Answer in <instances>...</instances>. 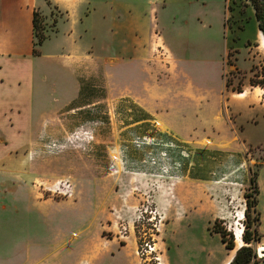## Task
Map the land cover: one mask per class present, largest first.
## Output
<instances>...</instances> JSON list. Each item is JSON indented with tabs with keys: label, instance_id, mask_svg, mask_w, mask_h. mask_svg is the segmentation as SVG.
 Segmentation results:
<instances>
[{
	"label": "rangeland",
	"instance_id": "rangeland-1",
	"mask_svg": "<svg viewBox=\"0 0 264 264\" xmlns=\"http://www.w3.org/2000/svg\"><path fill=\"white\" fill-rule=\"evenodd\" d=\"M210 2L207 17L201 20L210 21L211 27L198 34L183 32L185 62L178 61L176 50L174 60L164 47L159 48L160 39L154 36L152 61L153 70L159 72L157 81L141 62L122 71L118 67L111 70L117 80L126 74L128 80L135 77L142 84L156 82L157 104L171 130L151 120L137 121L145 114L128 100L109 99L54 116L28 151L27 184L37 200L94 208L90 221L95 230L104 226L99 233L105 238L133 242L135 249L154 237L156 251L142 256L136 252L138 264H168L166 257L171 264H218L229 251L219 234L209 233L208 228L215 218L220 219L233 234L237 250L235 228L246 227V193L257 201L258 221L251 228L256 227L259 240L244 245L256 251L258 264L264 263L257 249L264 247V110L234 116L233 103L218 96L221 70L230 86L247 91L240 96L235 90L234 100L251 97L264 106V48L260 45L253 53L255 58L232 42V38L237 41L253 33L248 25L237 39L232 35V27L240 28L250 15L246 0ZM182 20L176 18L174 24ZM162 25L160 18L157 30ZM170 33L167 27L162 31L165 40L172 42ZM203 36H207V50L202 47ZM175 61L177 68L172 73ZM245 82L249 84L243 89ZM100 83L96 81L97 99L105 95ZM58 180L69 182L71 196L57 193ZM191 206L187 216L177 220ZM35 214L31 210L32 218ZM248 214L251 222L256 214L253 207ZM72 219L68 210L58 213L62 228L69 229ZM192 248L199 259L189 258ZM157 254L159 263L151 257Z\"/></svg>",
	"mask_w": 264,
	"mask_h": 264
},
{
	"label": "crops",
	"instance_id": "crops-1",
	"mask_svg": "<svg viewBox=\"0 0 264 264\" xmlns=\"http://www.w3.org/2000/svg\"><path fill=\"white\" fill-rule=\"evenodd\" d=\"M209 6L210 0H0V264H138L133 242L122 243L116 236L105 238L99 233L104 226L95 230L90 221L94 208L64 206L58 201L46 204L35 198L27 184L31 167L28 151L34 137L54 116L109 99L128 100L145 114L137 121L151 120L161 129L171 130L157 104L156 82L142 84L134 81L135 77L128 80L126 74L117 80L111 70L118 67L122 71L141 62L157 81L153 37L160 39L161 47L174 60L176 50L178 61L185 62L183 32L198 34L211 27L210 21L201 20L207 17ZM247 7L250 15L240 28L232 27V35L237 39L248 25L253 33L237 41L232 38V42L256 58L253 53L260 49L263 34L252 5ZM34 12L46 35L37 55L31 52ZM160 18L161 31L157 30ZM176 18H183L181 24H174ZM165 27L172 42L162 34ZM201 41L207 50V36ZM176 68L175 61L172 73ZM219 74L218 96L233 103L234 116L264 110L263 104L251 97L234 100L235 90L226 85L221 70ZM96 81L105 93L102 99L95 97ZM192 207H186L177 220H183ZM33 209L38 213L35 218ZM62 210L73 215L71 230L59 224ZM226 250L229 254L226 252L218 264H227L226 259L231 256V260L236 252L234 248ZM195 251L192 248L189 258L199 259ZM165 260L171 264L170 258Z\"/></svg>",
	"mask_w": 264,
	"mask_h": 264
},
{
	"label": "trees",
	"instance_id": "trees-1",
	"mask_svg": "<svg viewBox=\"0 0 264 264\" xmlns=\"http://www.w3.org/2000/svg\"><path fill=\"white\" fill-rule=\"evenodd\" d=\"M250 5H252L254 9V16L257 20L258 28L261 31V33L264 36V0H246ZM246 2V3H247ZM244 3V5H247ZM32 31H33V37L34 40L32 42V54L37 55L39 53L38 46L42 43V41L46 38V35L43 32V26L41 18H39V15L37 12L33 13L32 17ZM263 82V81H261ZM226 85H229L228 82H226ZM234 90H237L238 92H241V86L238 88H233ZM158 133H163L158 132ZM164 136V133L163 135ZM251 182L253 185V191L254 195L257 192V187L255 184L254 177L251 178ZM246 198V205L247 208L244 211L246 215V227L242 232V240L249 244L252 240H259V235L257 233L256 227H252V224H256L258 221V212L255 209L256 208V198L252 197V194H244ZM250 197H252L250 199ZM254 209L256 214L251 218V222L249 221L250 215L248 214V210L250 208ZM222 221L218 218H215L211 224V226L208 228L209 233H218L220 236L221 242L224 244L225 249L231 250L234 248V239L233 234L231 232H227V230L222 226ZM264 259V252L261 257ZM260 262V259L257 257L256 251L250 246V245H243L240 248H238L232 257V259L227 264H258Z\"/></svg>",
	"mask_w": 264,
	"mask_h": 264
},
{
	"label": "built area",
	"instance_id": "built-area-1",
	"mask_svg": "<svg viewBox=\"0 0 264 264\" xmlns=\"http://www.w3.org/2000/svg\"><path fill=\"white\" fill-rule=\"evenodd\" d=\"M159 48L162 49V47H159ZM144 138H146V137L145 136L141 137V139H143V140H144ZM151 138H153V137H151ZM167 146H168V143L167 142L164 143V147H167ZM163 151H164V154L167 153L166 148H164ZM56 183H58V185L54 189L57 191V193H59L63 196L64 195L68 196V197L71 196V194H72L71 190L72 189H71L70 184L67 180H58ZM59 183L61 184V186L59 185ZM153 226H154V228H156L155 224H153ZM155 247H156V242L154 240V237H151V241H143L142 243H140L139 247L137 246V248H136V252L140 256H142L144 254H151L152 251H154V252L156 251ZM151 257L154 258L155 260H157L158 261L157 263H159L160 258L158 256V254L155 256L153 255Z\"/></svg>",
	"mask_w": 264,
	"mask_h": 264
},
{
	"label": "bare ground",
	"instance_id": "bare-ground-1",
	"mask_svg": "<svg viewBox=\"0 0 264 264\" xmlns=\"http://www.w3.org/2000/svg\"><path fill=\"white\" fill-rule=\"evenodd\" d=\"M260 45L264 48V37H263V36L260 37ZM261 91L264 92V89H261ZM246 94H247V91L245 90V91L241 92L239 95H240V96H245ZM241 215H242V214H241ZM241 215H240V216H241ZM242 216H243V215H242ZM240 219H241V217H240ZM242 232H243V228H242L241 225L238 226L237 228H235V242H236V244H237V249L244 245V241H243L242 238H241V236H242ZM257 249H258V251H259V255L261 256V255L263 254L264 247L259 246ZM234 251H236V249H234ZM234 251H233V252H234ZM230 257H231V256H229V258H227L226 261H227V260L230 261Z\"/></svg>",
	"mask_w": 264,
	"mask_h": 264
}]
</instances>
